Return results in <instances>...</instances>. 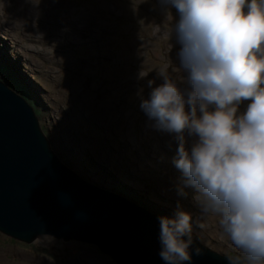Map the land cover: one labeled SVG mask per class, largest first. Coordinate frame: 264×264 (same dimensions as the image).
Instances as JSON below:
<instances>
[{
	"label": "rangeland",
	"instance_id": "obj_1",
	"mask_svg": "<svg viewBox=\"0 0 264 264\" xmlns=\"http://www.w3.org/2000/svg\"><path fill=\"white\" fill-rule=\"evenodd\" d=\"M25 1L19 5L17 0H0V16L6 17L4 23L15 38L0 31V78L35 107L52 145L82 141L90 160L78 156L66 163L84 179L126 194L160 216L174 218L179 207L192 216L193 236L219 253L232 254L219 217L202 216L193 189L184 188L186 196L179 194L183 185L182 172L173 163L175 135L157 130L140 107L152 90L148 81H154L153 88L164 82L161 69L182 91L187 87L178 56L181 45L173 31L179 19L176 9L162 8L159 0ZM70 9L74 18L68 16ZM2 65L14 69L13 79ZM141 71L148 73L143 79ZM14 77L26 86L15 83ZM249 103L243 101L237 115L246 112ZM83 104L91 106L90 112L83 110V119L70 121L79 118ZM131 114L136 117H128ZM185 139L194 144L198 137ZM192 146L185 143L189 152ZM78 161L97 175L84 173ZM201 222L203 229L197 226ZM40 237L27 244L0 232V264H116L93 244Z\"/></svg>",
	"mask_w": 264,
	"mask_h": 264
},
{
	"label": "clouds",
	"instance_id": "obj_2",
	"mask_svg": "<svg viewBox=\"0 0 264 264\" xmlns=\"http://www.w3.org/2000/svg\"><path fill=\"white\" fill-rule=\"evenodd\" d=\"M159 3L179 16L173 31L187 88L182 91L161 69L164 82L153 88L148 81L152 90L140 107L157 130L175 134L179 194L193 189L202 216L219 217L233 248L229 264H264V0ZM147 75L141 71L139 78ZM245 100L251 103L237 115ZM185 130L198 137L190 152ZM158 219L165 264H192L202 255L192 248L191 214L178 207L174 218Z\"/></svg>",
	"mask_w": 264,
	"mask_h": 264
},
{
	"label": "water",
	"instance_id": "obj_3",
	"mask_svg": "<svg viewBox=\"0 0 264 264\" xmlns=\"http://www.w3.org/2000/svg\"><path fill=\"white\" fill-rule=\"evenodd\" d=\"M53 146L35 107L0 78V232L27 244L44 235L93 244L116 264H165L161 216L84 179ZM79 168L97 175L82 162ZM192 240L202 250L192 264H229L226 254Z\"/></svg>",
	"mask_w": 264,
	"mask_h": 264
},
{
	"label": "bare ground",
	"instance_id": "obj_4",
	"mask_svg": "<svg viewBox=\"0 0 264 264\" xmlns=\"http://www.w3.org/2000/svg\"><path fill=\"white\" fill-rule=\"evenodd\" d=\"M25 1V0H24ZM24 1H22V0H17V2H18V4L19 5H23L24 4ZM26 2V1H25ZM0 6H1V4H0ZM74 13V9H70V15H68V16H70L71 18H74L76 15L75 14H73ZM76 13V12H75ZM3 14V13H2ZM77 14V13H76ZM69 17V18H70ZM68 18L67 17H65V20L66 21H69V19L67 20ZM5 21H7V19H6V17L5 16H0V31H4L5 33H7V36L10 38H14V32H12V31H9V29H10V26H8L7 24H5L4 22ZM2 24H4V25H6V28H3L2 27ZM15 26V25H14ZM18 26V25H17ZM172 34V33H171ZM26 35V34H25ZM170 37V35H168V36H166V38H169ZM15 39V38H14ZM10 41V40H9ZM6 45H8V46H11L10 44H6ZM148 46H150V44L148 43L147 44ZM21 48V47H20ZM28 50V49H27ZM127 52V51H126ZM123 54V53H122ZM122 54H121V56H122ZM124 55V54H123ZM129 55H131L130 54V52H129ZM7 57V56H6ZM121 58H128V57H124V56H122ZM132 58V57H131ZM33 59V58H32ZM35 61V60H34ZM28 62V61H27ZM30 62V61H29ZM35 65H36V63H35ZM154 67V66H153ZM10 68V67H9ZM34 68V67H33ZM40 68V67H39ZM165 68V67H164ZM34 70H35V68H34ZM36 71V70H35ZM155 80V79H154ZM20 81H22V80H20ZM160 81H161V79H160ZM163 81V80H162ZM30 82V81H29ZM178 83H181V82H178ZM24 84V83H23ZM94 84V83H93ZM177 84V83H176ZM25 85V84H24ZM32 85V84H31ZM26 86V85H25ZM77 86V85H76ZM182 87V86H181ZM27 88V87H26ZM72 88H74L73 86H72ZM185 88H187V87H185ZM181 89V88H180ZM114 96H115V98L116 99H118V95L117 94H114ZM59 97V96H58ZM70 101V100H69ZM50 102V101H49ZM68 103V102H67ZM70 104V103H69ZM80 106H83V107H85V108H80L79 110H80V112H78V115H79V118H71L70 119V121H75L76 122V120H79L80 118L81 119H83L84 118V116H85V112L84 111H86L87 113H89L90 112V108H91V106H88V105H86V104H83V105H80ZM84 110V111H83ZM42 112V111H41ZM75 112V111H74ZM83 113H85V114H83ZM46 114V113H45ZM76 114V113H75ZM46 116V115H45ZM76 116V115H75ZM48 117V116H47ZM46 117V118H47ZM74 117V116H73ZM77 117V116H76ZM128 117H130V118H134V117H136V116H134V115H132L131 114V116H128ZM57 118H59V117H57ZM61 118V117H60ZM126 118V117H125ZM48 119V118H47ZM62 119V118H61ZM139 120V119H138ZM64 121V120H63ZM67 121V120H66ZM140 121V120H139ZM53 122V121H52ZM58 123V122H57ZM76 124V123H75ZM56 126V125H55ZM76 126V125H75ZM54 128H56V127H54ZM75 130H77V128H74ZM51 130V129H50ZM151 132H153V131H151ZM158 133H159V131H157ZM156 132V133H157ZM162 132H165V131H162ZM51 133V132H50ZM167 134H170V133H168L167 132ZM175 135V134H174ZM59 136V135H58ZM119 136H123V135H119ZM142 136V135H141ZM194 136V135H193ZM190 136V135H187V136H185V138H188V139H193V140H195V138H196V136ZM72 137V136H71ZM73 138V137H72ZM123 138V137H122ZM138 138H139V135H138ZM121 139V138H120ZM142 139V138H141ZM176 140V139H175ZM174 140V141H175ZM133 141V140H132ZM146 141V140H145ZM185 141H186V139H185ZM192 141V140H191ZM151 142V141H150ZM176 142V141H175ZM174 142V143H175ZM173 143V142H172ZM186 144L189 146V145H193V143H190V141L188 142V141H186ZM53 145H54V147L55 146H57V148H58V151L64 156H66V155H70L73 159L75 158V159H78V156L80 157H82V159L83 160H90V158H89V156L87 155V153H86V151H85V147L81 144V142L80 143H78V142H75V143H72V144H69V147L74 151V152H72L70 149H65V148H63V146L62 145H59V144H56V143H53ZM164 146V145H163ZM162 146V147H163ZM176 147V146H175ZM56 148V149H57ZM131 148V147H130ZM133 148V147H132ZM144 148V147H143ZM146 149V148H145ZM140 150H142V147L140 148ZM175 150V149H174ZM145 151V150H144ZM148 151V150H147ZM177 151V150H176ZM144 153V152H143ZM147 155V154H146ZM143 157V156H142ZM166 157V156H165ZM163 158V157H162ZM174 158V157H173ZM149 160V159H148ZM166 160V159H165ZM76 161V160H75ZM144 161V160H143ZM153 161V160H152ZM79 162V161H78ZM168 162V161H167ZM74 163V162H73ZM79 163H81V162H79ZM171 164V163H170ZM173 164V163H172ZM93 165V164H92ZM154 165H156V163H154ZM146 167V166H145ZM87 169V168H86ZM124 169V168H123ZM162 169H164V168H162ZM161 169V170H162ZM160 170V171H161ZM173 170H175V169H173ZM150 171V170H149ZM162 171H164V170H162ZM178 171H176V173H177ZM120 173V172H119ZM182 174V173H181ZM127 175V174H126ZM161 176V175H160ZM164 177V176H163ZM165 178V177H164ZM163 181H164V179H163ZM168 181V180H167ZM105 185V184H104ZM103 185V186H104ZM105 187V186H104ZM165 192V191H164ZM165 194V193H164ZM173 203V202H172ZM152 206V205H151ZM173 206V205H172ZM145 207V206H144ZM156 207V206H155ZM173 207H175V206H173ZM166 208V207H165ZM177 208V207H176ZM148 209V208H147ZM154 209V208H153ZM149 211H151L150 209H148ZM152 212V211H151ZM202 223V222H201ZM196 232V231H195ZM223 236V235H222ZM48 237H51V236H48ZM220 237V236H219ZM40 238L41 237H39L38 239H37V241H39L40 240ZM45 238V237H44ZM54 240V239H53ZM56 240V239H55ZM217 240V239H216ZM41 241V240H40ZM57 241V240H56ZM76 242V241H75ZM207 242V241H206ZM213 242V241H212ZM229 246V245H228ZM230 247V246H229ZM74 258V257H73ZM75 259V258H74ZM101 264V263H100Z\"/></svg>",
	"mask_w": 264,
	"mask_h": 264
},
{
	"label": "trees",
	"instance_id": "obj_5",
	"mask_svg": "<svg viewBox=\"0 0 264 264\" xmlns=\"http://www.w3.org/2000/svg\"><path fill=\"white\" fill-rule=\"evenodd\" d=\"M2 70H4V71H6V72H8V74H10L11 75V77H12V79H13V71H12V69L11 68H9L8 66H4V65H2ZM6 76H8V75H6ZM8 78H9V76H8ZM15 78V77H14ZM10 79V78H9ZM16 79V81H15V83H19V82H21L19 79H17V78H15ZM10 82H13V80H11L10 79ZM22 83V82H21ZM23 90H26L25 88H23Z\"/></svg>",
	"mask_w": 264,
	"mask_h": 264
}]
</instances>
